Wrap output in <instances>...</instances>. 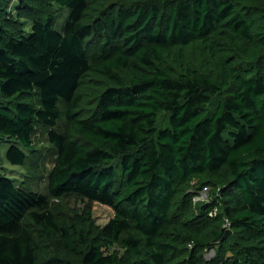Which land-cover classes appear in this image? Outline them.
Returning <instances> with one entry per match:
<instances>
[{
    "label": "trees",
    "instance_id": "16d2710c",
    "mask_svg": "<svg viewBox=\"0 0 264 264\" xmlns=\"http://www.w3.org/2000/svg\"><path fill=\"white\" fill-rule=\"evenodd\" d=\"M39 126L47 194L0 175V264H264V0H0L9 164Z\"/></svg>",
    "mask_w": 264,
    "mask_h": 264
},
{
    "label": "rangeland",
    "instance_id": "374dc122",
    "mask_svg": "<svg viewBox=\"0 0 264 264\" xmlns=\"http://www.w3.org/2000/svg\"><path fill=\"white\" fill-rule=\"evenodd\" d=\"M54 12L57 16L55 30L62 32L64 22L68 16V9L53 4ZM61 116L55 125V129L62 131L64 129V110L63 105L59 104ZM48 128L39 126L33 136L35 151L30 153L21 166L11 165L5 160V151L8 143L0 142V175L12 179L15 184L26 187L40 194H47L48 174L54 165L55 150L48 143L46 138ZM73 207L72 202L67 203ZM76 203L75 207H81ZM112 215L109 207L94 203L92 207V217L97 225H103Z\"/></svg>",
    "mask_w": 264,
    "mask_h": 264
},
{
    "label": "built area",
    "instance_id": "2783aa9c",
    "mask_svg": "<svg viewBox=\"0 0 264 264\" xmlns=\"http://www.w3.org/2000/svg\"><path fill=\"white\" fill-rule=\"evenodd\" d=\"M207 191H208L207 187L202 188V190L199 192V195L197 197H195L194 200L205 199Z\"/></svg>",
    "mask_w": 264,
    "mask_h": 264
}]
</instances>
